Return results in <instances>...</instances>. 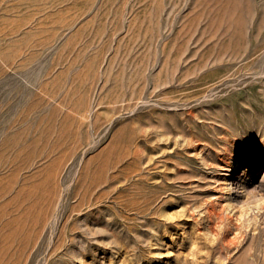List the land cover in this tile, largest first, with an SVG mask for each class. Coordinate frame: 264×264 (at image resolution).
I'll list each match as a JSON object with an SVG mask.
<instances>
[{"label": "rangeland", "instance_id": "374dc122", "mask_svg": "<svg viewBox=\"0 0 264 264\" xmlns=\"http://www.w3.org/2000/svg\"><path fill=\"white\" fill-rule=\"evenodd\" d=\"M0 264H264V0H0Z\"/></svg>", "mask_w": 264, "mask_h": 264}, {"label": "bare ground", "instance_id": "6f19581e", "mask_svg": "<svg viewBox=\"0 0 264 264\" xmlns=\"http://www.w3.org/2000/svg\"><path fill=\"white\" fill-rule=\"evenodd\" d=\"M150 149H152V148H150ZM154 149V148H153ZM141 154V153H140ZM145 168V167H144ZM143 173V172H142ZM143 175V174H142ZM136 176V175H135ZM154 177V176H153ZM110 182V181H109ZM126 185V184H125ZM78 191V190H77ZM90 197V196H89ZM79 199V198H78ZM216 215H217V213H216ZM116 224V223H115ZM62 229H63V227H62Z\"/></svg>", "mask_w": 264, "mask_h": 264}]
</instances>
